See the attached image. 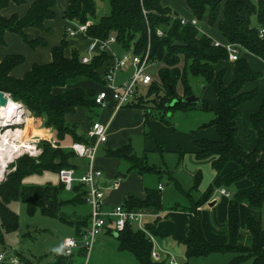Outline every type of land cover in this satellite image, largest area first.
I'll list each match as a JSON object with an SVG mask.
<instances>
[{
  "label": "trees",
  "instance_id": "obj_1",
  "mask_svg": "<svg viewBox=\"0 0 264 264\" xmlns=\"http://www.w3.org/2000/svg\"><path fill=\"white\" fill-rule=\"evenodd\" d=\"M9 1L17 4L22 0H0V9ZM97 1L67 0L62 17L67 21L80 23L91 20L86 27L85 36L99 39L113 36L121 49L132 47L134 53H140L148 46L149 58L159 64L157 81H152L142 88L138 87L133 100L124 107L139 106L147 92L148 95L159 96V101L153 108L145 111L146 117L152 111L164 115L174 108L184 110L197 104L181 102L182 97L191 93L187 76L200 77L203 82H212L216 96L215 105L211 107L201 103V109L212 114L209 121L203 125L213 126L218 138L197 139L194 142L193 155L196 159H210V166L216 173H220L228 163L235 165L233 170L219 177L223 187H232L240 180L247 182L245 186L234 188L229 194L223 225L225 242L215 243L204 237L199 212V207L210 198L211 185L196 199H192L189 191H184L173 180L175 188L186 199L185 208L189 213L184 237H174L184 249L185 261L182 264H186L189 258L206 256L215 251L231 254L225 264H237L248 259L250 264H264V88L259 107L250 112L247 118L248 127L254 133V146L245 150L235 138L238 107L256 96L255 89L244 91L242 86L257 79L258 74L243 58L237 56L233 61V79L229 84H223L222 71L215 72L214 65L228 58L225 48L214 45L209 37L199 34L196 26L187 22L180 24V17L163 6L161 0H107L108 13L96 19ZM184 1L196 21L205 15L208 24L215 23L224 42L233 45L237 53L247 52L264 63V34H258L259 29H264V0ZM55 3L56 0H35L22 17L0 15V44H3L4 31H10L30 47L44 46L45 42L41 38L27 39L23 29L35 27L43 30V21L54 16L52 6ZM156 28L162 32L160 36L155 34ZM175 41L181 45H174ZM65 46L66 42L62 38L58 45L51 47L49 62L33 64L20 78L11 77L9 71L20 63L23 57L5 56L0 60V91L7 93L12 101L21 103L32 116L39 117L43 114V126L54 130L56 142L61 140L64 134H69L72 140L85 141L84 135L76 132L74 124L65 122L63 115L72 112L76 106H81L90 117L92 108L96 106L92 99L94 91L78 86L65 88L60 93H52L51 89L74 84L79 80H101L95 69L108 56L102 52L94 55L88 63H81L75 49H71L69 57L63 56ZM178 82L182 86V97L179 98L174 96V87ZM140 89H144L143 94ZM38 147L41 151L37 157L22 154L8 163L6 168L13 169L5 173L0 180V243L3 233L13 231L17 227V216L7 206L11 200L21 201L26 207L27 215H32L34 210L38 209L41 215L72 226L75 236L87 225V220H70L61 210L64 205L85 203L84 191L80 186L72 187L69 191L72 194L70 199L60 200L58 195L65 191L59 182L54 185L22 183L24 177L40 174L42 171L56 173L59 169L67 167L78 170V165L83 162L71 151L60 147L52 148L46 141H40ZM104 154L124 159L128 163V169L139 174L159 171L156 167L147 165L142 157L135 155L129 143L114 149L106 148ZM71 158L80 163L71 162ZM199 181L200 173L197 171L193 175L192 190L197 188ZM157 191L144 189L143 198L129 195L122 205L126 209L152 207L159 210ZM239 203L245 204L247 208L243 214L242 225L238 216ZM255 212L257 216H254ZM157 219L159 215L155 216L153 223H145V228H154ZM113 238L117 243V250L131 254L136 264L164 263L152 260L149 239L143 231L133 229L129 224ZM75 255L82 256L83 250H78ZM52 264L72 263L70 256H58Z\"/></svg>",
  "mask_w": 264,
  "mask_h": 264
},
{
  "label": "rangeland",
  "instance_id": "obj_2",
  "mask_svg": "<svg viewBox=\"0 0 264 264\" xmlns=\"http://www.w3.org/2000/svg\"><path fill=\"white\" fill-rule=\"evenodd\" d=\"M161 4L168 7L172 13L180 18L188 19L191 17L184 0H161ZM108 10V1L98 0L95 7L96 19L106 15ZM197 29L199 34L206 35L213 42H217L220 45L224 43L216 29V24H208L205 15L197 21ZM116 50L118 53L122 51L118 46ZM237 56L243 58L251 69L258 74L257 79L246 84L249 90H256V96L253 98V101L251 100V102L239 109V117L237 119V135L242 141L240 143L243 149H251L252 143L248 131L247 118L251 112V108L255 105L254 103L258 102L259 97L263 94L264 63L259 58L243 54V52L238 53ZM219 70L222 71L223 84H229L233 79V61L230 62L226 59L216 62L214 71L217 72ZM149 72H152V69ZM154 81H157V79L155 78ZM187 83L190 88V94L198 98V103L195 106L184 110L174 108L164 115H159L157 112L152 111L146 117L143 110L146 111L153 108L159 101V96L148 95L146 92L145 99L139 103V106L128 107L117 114L106 131V144L99 147L96 154L97 157L95 156L97 167L102 174V181L105 180L104 182L109 184L113 178L117 180L116 187L104 190L105 197L103 196L102 202L105 208L122 204L124 190L130 195L139 198L143 197L144 189L157 191V185L162 183L161 189L157 191L160 203V209L158 210L160 215L156 221V223L160 222L157 225L158 230L169 235L176 234L182 236L185 230L181 222V216L167 218L168 216L165 215V212L173 210L177 205L187 206L185 197L175 188L173 180L184 191H189V196L192 199H196L199 196V192L196 189L192 190L193 173L199 169L201 181L198 187L203 188L207 184H210L212 187L211 195L217 197L218 202L222 196L218 192L219 183L209 170V167L206 164L195 162L190 153L197 139H213L217 135L214 127L203 125L209 121L212 114L201 109V103L211 107L215 105L214 88L212 82H203L200 77H193L191 75L187 76ZM139 88H142V86ZM174 89V96L178 98L182 97V86L179 82L175 85ZM140 92L143 94L144 89H140ZM92 109L90 117L96 115L99 122L106 121L109 114L106 110L97 106H94ZM85 115L86 110L83 108L76 109L72 115L74 120L72 122L75 125L76 132L79 134H81L82 125L85 124ZM29 118V114L24 109V113L21 116L22 121L19 123L9 124L10 121L0 120V133H2L5 126L9 125L10 129L12 131L15 130L17 134L15 135L14 142L30 138L33 136L31 134L39 132V127L40 130L43 128L39 126L33 117ZM164 121H167V123ZM4 124L5 126H3ZM66 135L69 134H64V136ZM126 143L130 144L135 155L142 157L147 165L156 167L159 170L157 171L158 173L139 174L135 170H129L128 163L124 159L104 154V149H114ZM70 160L71 162H75L73 158ZM12 169V167L10 169L5 167L3 176ZM117 173H124L125 176L118 178L116 176ZM57 182L55 172L51 171L32 174L22 180V183L25 185H43L46 183L54 185ZM71 196V193L65 191L58 195V199L67 200ZM7 206L17 216V227L13 231L2 234L0 249L4 247L14 249L24 256L29 264H52L55 260L57 248H59L62 240L65 237L74 235L72 226L64 224L55 218L41 215L38 209H35L32 215H27L25 205L19 200L9 201ZM61 210L70 220H88L89 208L85 203L74 206L69 204L64 205L61 207ZM206 217L209 221L210 218L207 213ZM131 227H134V225H131ZM105 233L109 234L107 231ZM150 233L158 246L161 247L158 243L161 236L153 235L152 231ZM171 252L173 259L178 264H182L185 261L179 249L172 250ZM230 258V253L215 251L206 256L189 258L186 264H225ZM83 260L82 256L75 254L70 258L72 264H82ZM136 263L131 254L117 250V243L113 237L104 235L102 232L97 234L91 248L88 264ZM163 264H167V260H164ZM237 264H250V260H242Z\"/></svg>",
  "mask_w": 264,
  "mask_h": 264
},
{
  "label": "built area",
  "instance_id": "obj_3",
  "mask_svg": "<svg viewBox=\"0 0 264 264\" xmlns=\"http://www.w3.org/2000/svg\"><path fill=\"white\" fill-rule=\"evenodd\" d=\"M69 22L70 24L64 32L65 36H79L87 41L84 53L78 56L79 62L88 63L94 55L102 52L108 56L99 66L103 67L102 72L99 73L102 85L94 92L92 99L98 108L109 107L111 109V118L118 109L124 107L133 100L138 87L147 86L150 82L155 80L153 75L154 72H149V70L152 69L157 62L149 58L148 46L140 53H134L132 47L122 49L120 53H115L109 48V45L112 43L118 45L113 36H109L106 39L85 36L86 27L91 23L90 20H86L83 23L76 21ZM179 22L180 24L187 22L197 27V21L194 18H180ZM155 34L160 36L162 32L160 29L156 28ZM258 34L260 36L263 35L264 29H259ZM213 44L220 45L217 42H213ZM221 46L225 48L229 60L234 61L237 58V50L233 45L224 42ZM124 69L127 70L126 76L123 80L118 81L117 74ZM4 95L5 97H9L7 93H4ZM17 104L20 105L22 109V116L24 109L19 102H17ZM9 124L16 123L9 122ZM107 125L108 123L102 124L98 121H92L84 131L83 135L85 141H72L67 146H64V148L71 151L77 158L82 159L85 165L81 171L71 167L59 169L56 172L57 180L62 184L63 190L66 192L71 191L72 187L75 185L80 186L84 191L83 198L89 211L87 225L81 229L76 236L65 237L59 248H57L55 257L70 256L71 258L78 250H83L82 257L84 260L82 264H88L91 248L97 234L104 230H110L112 234L117 233L121 231L126 224H129L130 226L134 225V227H132L133 229L143 231L149 239L151 243L150 257L152 260L157 262L167 260V264H178L173 259L170 251L158 246L156 240H154L150 233L151 231L145 228L144 225L146 221L144 218L146 213L144 209H126L122 204H117L109 210L103 209L102 200L104 190L108 188L113 189L117 185L116 179H113L109 184H99L98 179L101 176V172L94 166L97 147L106 139ZM3 126H5V124ZM10 128L9 125L5 126L2 133L6 130H11ZM42 140L46 141L52 148H62V146L56 142L55 138L36 134L22 140L30 144L29 148L22 147V150L9 158L4 166L7 167L8 162L10 163L22 154L37 157L41 151L38 147V143ZM1 176L3 177V173ZM160 188L161 186L158 185L157 189ZM218 192L224 196H229V193L223 188H219ZM0 264L28 263L26 259L14 249L4 247L0 249Z\"/></svg>",
  "mask_w": 264,
  "mask_h": 264
},
{
  "label": "crops",
  "instance_id": "obj_4",
  "mask_svg": "<svg viewBox=\"0 0 264 264\" xmlns=\"http://www.w3.org/2000/svg\"><path fill=\"white\" fill-rule=\"evenodd\" d=\"M34 1L35 0H22L20 3H17V4L12 2V1H9L4 7H2L0 9V15H2L3 17H9L11 15H16L18 17H22L26 13L30 4L33 3ZM66 4H67V0H56V3L52 6V11L54 12V16H53V18L45 19L43 21V23H42L43 28H44L43 30L35 28V27H26L23 29V33L27 39L41 38L45 42L44 46L35 45L33 47H30L17 34L10 32V31H4L3 36H2L3 44H0V60L3 59L7 55H21L23 57V60L20 63H18L17 65H15L13 68L10 69L9 75L11 77L20 78L26 71H28L30 69V67L33 64H45V63L49 62L51 60V53H50L51 47L58 45L62 38L66 42V46L63 48V51H62L63 56L69 57L71 49H75L79 55L84 53L85 47L87 44V41L84 38L79 37V36H76V37L64 36L65 29L70 24L69 21L63 19V17H62V11L65 9ZM190 18H193V17L191 16ZM190 18H188V19H190ZM221 39L224 42L222 37H221ZM117 46L118 45L112 43L109 45V48L112 51H114L115 53H118L116 50ZM238 53H240V52H238ZM238 53H237V55H238ZM243 54H249V53L243 52ZM249 55H251V54H249ZM227 60L232 62L228 58H227ZM180 65H181V62H180ZM158 67H159V64H156L154 67H152V71L154 72L153 75L156 79H157V73L156 72H157ZM102 70H103V67L101 66V67L96 68L95 72L99 76V73H101ZM125 70L126 69L122 70L121 72H119L117 74V80L118 81L123 80L125 78L126 72H127V70L126 71ZM233 76H234V70H233ZM99 78H100V76H99ZM246 84L247 83H245L242 86V90H244V91L249 90L246 87ZM101 85H102L101 80L95 82L93 80L85 79V80H79V81L75 82L74 84H69V85H66L63 87H53L51 89V92L52 93H60L65 88H69L72 86H78V87H81L83 89L92 90L95 92L96 90H98L101 87ZM214 94H215V92H214ZM261 97H262V95L259 97V101L254 103L255 105H254V107L251 108V112L255 111L259 107L260 102H261ZM252 101H253V99H252ZM215 102H216V96H215ZM249 102H251V100L241 104L238 107V115L235 119V123H236L235 138H236V141L240 144V146L242 148H243V146L240 143L242 141L239 139V137L237 135V119L239 117V109H241L244 105L248 104ZM197 103H198V101H197ZM22 107L24 108V106H22ZM78 108H83V107L76 106L72 112L65 113L63 115L64 121L67 123L74 124L72 122V120H73L72 115H73V112ZM126 108H128V107H122V108L118 109L112 115L111 118H110L111 109L109 107L101 108L103 110H106L109 114L107 116L106 121L100 122V123H102V124L108 123V125H107V130H108L109 126L112 124V122L116 118L117 114H119L120 111L125 110ZM25 111L29 114V116H30L29 119H31L33 117L36 120V122L39 124V126H42L41 128H43L40 130V127H39V129H38L39 132H35L34 134H31V135L40 134V135L45 136V137H53L56 139L55 132L52 128L43 127V123L45 120V117L43 114L40 115L39 117H34L26 109H25ZM143 112H145V111L143 110ZM26 120H28V119H26ZM92 121H98L99 122V120H97V118H96V115H94L93 117H88L86 114L85 115V124L82 125V127H81V134H84L85 129L88 127V125ZM248 131H249V135L251 137V143H252V147H253L254 143H255L254 133L249 127H248ZM217 138H218V135H216L215 138L210 139V140H216ZM72 141H75V140H72L71 136L66 135V136L62 137L61 140L57 141V143L60 146H62L63 149L67 150L66 148H64V146H67ZM106 142H107V135H106L105 141L100 143L99 146L97 147L95 156L97 154L99 147H101L103 144H106ZM252 147H251V149H252ZM194 150H195V146H193V149L190 152L191 155L193 156L194 161L197 163L206 164L209 167V170L213 173V176L216 178V180L219 183V186H220L219 188L225 189L230 194L234 188H240V187L245 186L247 184V182L245 180H240L238 182H235L232 185V187H229V188L223 187L222 185H220L219 177L222 174L230 172L231 170H233L235 168V165L233 163H228V164H226V166L223 168V170L220 173H216L210 166V159H208V158L207 159H196L193 155ZM245 150H250V149L245 148ZM82 161L83 160H81L80 162H82ZM200 161H203V162H200ZM80 162L79 161L77 162V160H75V163H77V164H79ZM84 165H85V162L83 161L81 163V165H78V167H79L78 170L81 171L83 169ZM94 166H95V168L98 169L96 158H94ZM197 171L200 173V170L197 169L193 173V175ZM116 176L118 178H123L125 176V174L124 173H117ZM101 177H102V174H101L100 178L98 179V183L99 184H108L107 182H104L105 180L102 181L103 179H101ZM24 179H25V177L22 180H24ZM113 179H115V178H113ZM200 181H201V173H200ZM200 181L198 183V186L200 184ZM161 184L159 183L158 185H160L162 187ZM158 185H157V187H158ZM208 185H210V184H207L203 188H200L197 186L196 191L199 192V194H200L201 192H203L205 190V188ZM157 187H156V189H157ZM219 188H218V190H219ZM160 189H158V190H160ZM144 194L145 193L143 190V197H144ZM129 195L130 194L126 190H124V193L122 195V202ZM220 195H222V194H220ZM104 197H105V195H104ZM143 197H139V198H143ZM227 199H228V196L222 195L220 197L219 202H218L217 197L210 195V198L208 199V201L199 207L200 225L202 228L203 235L207 240H209L211 242H215V243H224L225 242L223 225H224ZM209 202H211L210 203L211 205L208 204ZM185 207H186V205H177L175 208H173V210H169V211L165 212V215L168 216L167 218L176 217V216L180 217L181 216V222H182L184 230L186 232L189 213L186 211ZM110 208H112V207L105 208L103 206V209H105V210H109ZM246 211H247V208H246L245 204L239 203V205H238V216H239V222L241 225L243 222L242 221L243 214ZM144 212L146 213L145 218H144L146 223L152 222L153 219L155 218V216L160 215V212L158 210L153 209V208L144 209ZM206 213H207V215H209V218L211 221L210 220L208 221V218L206 217ZM257 215L258 214L255 212L254 216H257ZM159 223L160 222L155 223L154 228H152L150 231H152L153 235H155V236H158V237L161 236L160 237L161 239L158 240V243L161 245V247L169 250L171 254H172V252H171L172 250H177V249H179L183 254V250H184L183 246L181 244L177 243L176 241L174 242V239L172 240V238L184 237L185 233L183 236L182 235H176V234L169 235L167 233H162L158 230V227H157V225ZM105 231H107V230H104L102 232L104 235H109V236L113 237L112 233L109 230L108 231L110 232V234L105 233ZM22 257H24V256H22ZM184 260H185V258H184Z\"/></svg>",
  "mask_w": 264,
  "mask_h": 264
},
{
  "label": "bare ground",
  "instance_id": "obj_5",
  "mask_svg": "<svg viewBox=\"0 0 264 264\" xmlns=\"http://www.w3.org/2000/svg\"><path fill=\"white\" fill-rule=\"evenodd\" d=\"M22 109L17 102L12 101L9 97H6V103L0 106V120L10 121L12 123H18L21 120ZM16 131L6 130L4 133H0V176L4 172L5 163L14 154L20 152L22 147L29 148V143L21 141L19 143L14 142Z\"/></svg>",
  "mask_w": 264,
  "mask_h": 264
},
{
  "label": "water",
  "instance_id": "obj_6",
  "mask_svg": "<svg viewBox=\"0 0 264 264\" xmlns=\"http://www.w3.org/2000/svg\"><path fill=\"white\" fill-rule=\"evenodd\" d=\"M173 44L174 45H181L180 42H176V41L173 42ZM197 101H198V98H196L192 94L186 95V96L182 97V99H181V102L189 103V104H195V103H197ZM5 103H6V97H5L4 93L2 91H0V106L5 105ZM210 203L211 202H209L208 204L211 205ZM115 234L116 233H113L112 235L115 236Z\"/></svg>",
  "mask_w": 264,
  "mask_h": 264
},
{
  "label": "clouds",
  "instance_id": "obj_7",
  "mask_svg": "<svg viewBox=\"0 0 264 264\" xmlns=\"http://www.w3.org/2000/svg\"><path fill=\"white\" fill-rule=\"evenodd\" d=\"M3 177L2 176H0V179H2Z\"/></svg>",
  "mask_w": 264,
  "mask_h": 264
}]
</instances>
